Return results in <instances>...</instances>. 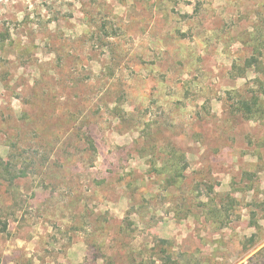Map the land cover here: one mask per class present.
Here are the masks:
<instances>
[{
	"label": "rangeland",
	"instance_id": "obj_1",
	"mask_svg": "<svg viewBox=\"0 0 264 264\" xmlns=\"http://www.w3.org/2000/svg\"><path fill=\"white\" fill-rule=\"evenodd\" d=\"M0 264H264V0H0Z\"/></svg>",
	"mask_w": 264,
	"mask_h": 264
},
{
	"label": "trees",
	"instance_id": "obj_2",
	"mask_svg": "<svg viewBox=\"0 0 264 264\" xmlns=\"http://www.w3.org/2000/svg\"><path fill=\"white\" fill-rule=\"evenodd\" d=\"M254 60L255 58L253 57L252 59L249 60L248 64L249 65L253 64ZM260 102H261V96L255 93L250 99H240L238 109L242 113H245L249 116L255 111L256 107ZM3 231H6V228H3Z\"/></svg>",
	"mask_w": 264,
	"mask_h": 264
}]
</instances>
